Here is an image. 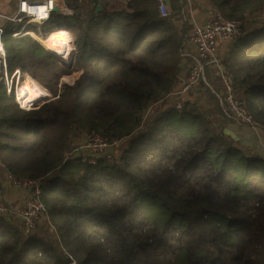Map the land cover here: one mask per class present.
<instances>
[{
    "label": "trees",
    "instance_id": "1",
    "mask_svg": "<svg viewBox=\"0 0 264 264\" xmlns=\"http://www.w3.org/2000/svg\"><path fill=\"white\" fill-rule=\"evenodd\" d=\"M208 2L244 23L264 13V0ZM65 5L43 30L46 40L62 36L49 45L56 55L30 35L13 37L21 26L5 28L9 74L19 69L50 94L22 109L0 86V158L41 183L54 237L26 235L0 214V264H264V159L226 135L232 120L216 96L219 120L199 100L166 106L193 29L186 3L173 1L169 16L159 0ZM71 30L75 53L60 57ZM243 35L223 64L264 128V23ZM77 71L76 84L61 82ZM85 132L128 141L90 162L75 147Z\"/></svg>",
    "mask_w": 264,
    "mask_h": 264
},
{
    "label": "built area",
    "instance_id": "2",
    "mask_svg": "<svg viewBox=\"0 0 264 264\" xmlns=\"http://www.w3.org/2000/svg\"><path fill=\"white\" fill-rule=\"evenodd\" d=\"M59 7H63V10L67 9L65 0H18L17 16L12 18V20L21 23V27L13 33V37H23L27 35L26 33L30 30L35 31L40 35L41 31H43L40 24H46L50 20L55 8L59 9ZM159 11L162 16H169L171 14L166 0H159ZM244 32L245 25L243 22L225 18L216 9H210L207 20L202 24H195L188 35V43L196 52V56L193 58V62L189 66L187 79L180 89L177 91L173 90L169 96L171 98H174V95L184 96V94L199 85L201 81L207 85L206 71L210 68L217 76H219V78H221L226 88V93L228 94L225 104H222L223 112L232 121L238 124H248L252 127L258 126L254 117L249 112L246 102L238 98L234 93L232 79L225 72L226 68L223 62L220 61V55L218 53V45L220 42L236 38ZM4 33L5 28L0 25V86L6 87L8 96H12L14 92L15 98L22 109H31L35 105L28 108L25 107L17 92V83L26 73L17 69L13 74H9L6 61ZM73 34L74 33L71 30L69 32V43L71 46L68 55L60 57L69 58L76 50L77 44L75 39L74 41L72 40V38H74ZM33 38L42 44L37 37ZM43 46L54 53V51L48 46ZM189 53L191 52L185 51L184 56H188ZM38 87L44 93L43 96L47 95V91L44 88L40 86ZM184 103L185 102L178 101L174 106L176 109H182ZM120 143V140L110 142L106 137L96 132H91L83 140L81 147L76 150L80 149L83 153H100L110 146H114L116 149L121 145ZM96 157L98 156L96 155ZM90 162H94V159L91 158ZM0 169L5 172L6 180L11 187L23 190L32 189L30 190L31 193L25 204L17 213L24 234L30 235L35 231L38 223L47 217V206L41 199V186H38L40 182L16 176L1 158ZM0 214L3 216H9L12 214V210L5 203L0 202ZM72 263L76 264V261L73 260Z\"/></svg>",
    "mask_w": 264,
    "mask_h": 264
},
{
    "label": "crops",
    "instance_id": "3",
    "mask_svg": "<svg viewBox=\"0 0 264 264\" xmlns=\"http://www.w3.org/2000/svg\"><path fill=\"white\" fill-rule=\"evenodd\" d=\"M173 1H175V0H166L168 7L171 10V13L173 11L172 6H171ZM178 2L180 4L186 3V7L189 8V10H190V13H189L190 23L193 26L195 24L204 23L207 20L209 10L213 8L212 5L208 2V0H178ZM17 9H18V0H0V25L2 27H4V28H9L10 26H13L16 28L20 27L21 23L12 20V18H15L17 16V11H18ZM59 9L63 10V7H59ZM173 13H175V12H173ZM180 24H181V22L178 23V25H180ZM45 25L46 24H40V27H44ZM44 30H46V29L44 28ZM28 32H34L40 38L45 39V37L43 36L44 35L43 31H41L40 35L37 34L35 31H32V30H30ZM53 33H55L54 30H52L50 33H48L46 35V38L48 39L49 35H51ZM27 35H30V34H27ZM30 36H32V35H30ZM220 46L221 45L219 44L218 45L219 52H220ZM186 52H191L192 54L189 53L188 56H185V58L183 60V63L181 65V70H180V84L177 85L173 89L175 91H177L178 89H180L183 86V83L186 81L187 76H188L189 66L193 62V58L196 56V52L193 50L192 46H190L188 41L186 43ZM206 80L208 82V84H207L208 87L213 85V86H217V88H220V81L217 78L216 73L210 68H208L206 71ZM197 86L194 87L195 92H200L201 88L197 87ZM191 91H192V89H191ZM212 92L214 93V90H212ZM170 98L171 97L169 96L167 98V100ZM195 103L199 104L198 101H196ZM161 106H162L161 104H157L156 108L160 109ZM234 123L235 122H233V121L228 122V124L225 127L226 135L235 137L233 135V133L231 132V129H234V127H233ZM247 128H250V129H248L249 131H251V129L254 130L255 131L254 134L249 133V134H247L248 137H246V135H244V131H240L241 134H240V136L237 134L238 137H240L241 139H243L242 137H246L247 138L246 142L250 143L248 146L249 147L248 150L255 152L258 156H260L261 158L264 159V129L260 126L257 128H252L249 126ZM247 128L241 129V130H247ZM241 142L245 143L244 141H241ZM244 147H247V145H244ZM30 193H31L30 190H23V189H17V188L11 187L6 180L5 172L0 169V202L5 203L12 210V214H10L8 217L6 216L8 218L7 220L9 222H12L13 218L20 221V218L17 215V213L19 210H21V208L25 204Z\"/></svg>",
    "mask_w": 264,
    "mask_h": 264
},
{
    "label": "rangeland",
    "instance_id": "4",
    "mask_svg": "<svg viewBox=\"0 0 264 264\" xmlns=\"http://www.w3.org/2000/svg\"><path fill=\"white\" fill-rule=\"evenodd\" d=\"M61 11H64V13H69V10L68 9L61 10ZM225 18H227V17H225ZM228 19H230V18H228ZM234 20H237V19H234ZM263 23H264V13L257 14L256 16H254L252 18L250 17L249 21L246 22V23H244V25H245V32L242 33L241 35H243L245 33L246 34H250L252 32L257 31L258 29H260L263 26ZM41 28H42V30H44V27H41ZM44 31H46V30H44ZM73 33H74L73 35H74L75 42L77 44V33H75V32H73ZM241 35H239V36L240 37H243L244 36V35L243 36H241ZM239 36H237L236 38H233L231 40H226V41L220 42V45H221L220 46V52H219V49H218V53L220 55V61L223 62V59L228 54L229 50L234 46V44L238 40ZM74 53H75V51H74ZM225 72L229 75V73L227 72V70H225ZM81 73H82L81 71H77V72H74L71 75H65V76H63L61 78V82H71L73 84H76L79 81V78L81 76ZM26 76H28V75H26ZM217 78L220 81V88H217V86H213V85L210 86V87H208V86H205V84H200V85L197 86V87H200L201 88V91L200 92H195V89L193 88L192 91L190 90L191 92L189 91L190 93L188 92L189 94L186 93V94H184V96L174 95V98H170V99L166 100V106H174V104L176 102H178V101L185 102V101H187V99L188 100L195 99V100H199V104H200V106H202L201 108H203V110H206L208 113L210 112L213 116L219 117L218 107L215 105L216 101H215L213 95L217 97V100H220V111H221L222 110V104L223 105L225 104V101L228 98V94L226 93V88H225V86H224L221 78H219V76H217ZM17 87H19V86L17 85ZM209 90H211V91H209ZM212 90H214V93L212 92ZM49 94L50 93H48V91H47V95L46 96H48V98H49ZM43 101L44 100H42L41 102H43ZM27 106L30 107L31 105H27ZM220 118L221 117L216 118V120H219ZM235 123L233 125L234 129H231V132L233 133V135L236 138L235 137H232V136H228V135L227 136L230 137V138H232L240 146H242L243 148H246L248 150V148H249L248 146H249L250 143L249 142H246L247 141V138L246 137H248L247 134H249V133L254 134L255 131L252 130V129H251L252 132L249 131L248 129H250V128H247V127H249L250 125H248V124H245L244 125V124H238V123L235 124ZM250 127H252V126H250ZM257 127H259V126H255V127H252V128H257ZM246 128H247V130H241V129H246ZM240 131H244V135H246V137H242L243 139H241L240 137H238V135L240 136V134H241ZM88 134L89 133H86L85 132V133H83L81 135V137L76 142V145H75L76 149L81 147V145L83 144V140L87 137ZM127 141H128L127 139H121V143H120L121 145L118 147V153H119V151L120 152L122 151L123 146L127 143ZM241 141H244L245 143H242ZM244 145H247V147H244ZM96 154H97L96 152H85L84 153V156L86 158H89V159H91L93 157V159L96 160V158H97L96 157ZM46 220H47V217L44 218L43 220H41L38 223V225H37V227H36V229H35V231L33 233H35V234H41V235H43L45 237L48 236L50 240H53V237L54 236L52 237L51 234L52 235L54 234L53 233L54 232V228L52 227L53 232H51L52 231L51 230V227H49V223ZM55 237H56V235H55ZM71 264H73V263H71ZM76 264H77V262H76Z\"/></svg>",
    "mask_w": 264,
    "mask_h": 264
},
{
    "label": "bare ground",
    "instance_id": "5",
    "mask_svg": "<svg viewBox=\"0 0 264 264\" xmlns=\"http://www.w3.org/2000/svg\"><path fill=\"white\" fill-rule=\"evenodd\" d=\"M26 34H30L35 38L37 37L43 45H46L48 47H49V45L55 46L57 41L61 43L59 37L62 38V36L56 32L49 35L47 40L40 38L34 32H27ZM62 56H64V53H62ZM17 85L19 86V87H17V92H18L20 100H21L23 95L29 99V100H21V102L23 103V105L25 107H28L27 105H31L40 96L44 95V93L40 90V88L35 83V81L33 82V80H31L30 76H25L24 78H20Z\"/></svg>",
    "mask_w": 264,
    "mask_h": 264
},
{
    "label": "water",
    "instance_id": "6",
    "mask_svg": "<svg viewBox=\"0 0 264 264\" xmlns=\"http://www.w3.org/2000/svg\"><path fill=\"white\" fill-rule=\"evenodd\" d=\"M57 10H58V8H55V11H57ZM100 10H102V6L99 5L97 7V11H100ZM47 98H48V96H46V95L45 96H42V97L38 98L35 102H33L31 104V106H34V105L40 103L42 100H45ZM142 130H143V127H140L139 130H138V132H141ZM114 151H115V147L114 146H110V147H108V148H106L104 150V152H106V153H113ZM77 156H79V154H77ZM38 186L40 187L41 186V183H39ZM30 190H32V189H30Z\"/></svg>",
    "mask_w": 264,
    "mask_h": 264
}]
</instances>
